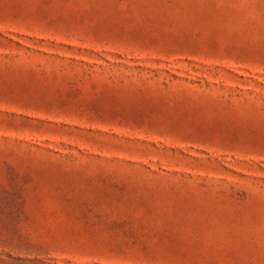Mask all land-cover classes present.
I'll use <instances>...</instances> for the list:
<instances>
[{
  "label": "rangeland",
  "instance_id": "rangeland-1",
  "mask_svg": "<svg viewBox=\"0 0 264 264\" xmlns=\"http://www.w3.org/2000/svg\"><path fill=\"white\" fill-rule=\"evenodd\" d=\"M0 264H264V0H0Z\"/></svg>",
  "mask_w": 264,
  "mask_h": 264
}]
</instances>
